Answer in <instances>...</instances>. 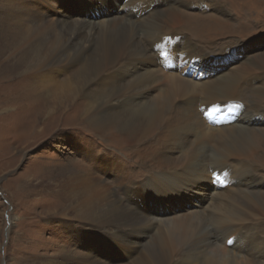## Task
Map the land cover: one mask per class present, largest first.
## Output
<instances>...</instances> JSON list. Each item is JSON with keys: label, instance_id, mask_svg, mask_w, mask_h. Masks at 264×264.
Wrapping results in <instances>:
<instances>
[{"label": "bare ground", "instance_id": "6f19581e", "mask_svg": "<svg viewBox=\"0 0 264 264\" xmlns=\"http://www.w3.org/2000/svg\"><path fill=\"white\" fill-rule=\"evenodd\" d=\"M6 1L0 6V25L12 21L22 27L20 48L26 46L30 55L23 56L24 73L34 84L56 82L73 99L69 111L80 115L77 120L94 136L118 137L136 162L148 161L142 163L148 171L145 181H133L125 169L119 170L121 161L114 154H99L76 141L79 154L92 160L83 167L90 175L68 184L90 202L63 208L56 224L85 252L45 256L43 263L123 264L119 254L125 262L138 253L130 264H224L222 250L241 241L235 238L233 243L229 236L224 249L206 253L215 240L207 231L206 215L211 212H203L201 221L196 214L169 221L175 210L169 217H153L152 210L133 203L135 196L142 199L145 188L169 202H177L187 189L196 202L212 198L215 215L222 219L216 222L233 227L247 223L254 228L248 234L257 236L252 248L245 246L248 258L241 256L234 264H264V188L255 187L264 185V125L252 123L254 114L259 115L257 123L264 119V52L246 54L253 45L264 44V36L244 47L226 40L224 54L207 53L213 36L230 31L231 13L223 0H126L123 6L117 0ZM67 7L74 9L70 22L65 20ZM184 8H211L220 15L187 13ZM238 10L243 17L245 11ZM230 54L240 58L231 63ZM10 55L13 58L14 52ZM198 105L205 111L199 112ZM241 106L247 111V125L229 123L225 112ZM34 113L43 111L37 107ZM207 150L214 153L211 169ZM105 172L112 181L100 179ZM234 174L246 175L254 188L217 185ZM168 221L170 228L156 238L162 251L141 253L146 238Z\"/></svg>", "mask_w": 264, "mask_h": 264}, {"label": "rangeland", "instance_id": "374dc122", "mask_svg": "<svg viewBox=\"0 0 264 264\" xmlns=\"http://www.w3.org/2000/svg\"><path fill=\"white\" fill-rule=\"evenodd\" d=\"M223 1L226 2L224 8L230 10L231 13L228 21L230 31L213 36L212 42L205 47L207 53L213 51L224 54L226 40H237L244 47L243 43L247 44L264 36V0L261 3L251 0H236L238 3H233L235 0ZM6 2V0H1L0 6ZM114 2L111 4L113 5ZM117 2L123 6L126 0H117ZM190 2L198 4L196 0H190ZM239 2L243 5H240ZM114 6L115 10H119L118 5ZM238 9L245 11L243 17L239 14ZM73 10V8H66V21L70 22L68 15L72 14ZM184 11L187 13L202 12L187 8H184ZM203 13L220 15L211 8L204 10ZM28 26L30 27V24ZM21 28V26L15 27L12 21L0 25V264H44L42 258L45 256L52 257L65 251H78L75 252L77 254L81 253L80 251L85 252L83 248L78 247L77 240L71 237L68 231L56 224L58 212H61L63 208L69 209L90 202L89 197L73 190L72 186L68 184L70 179L78 180L80 177L90 175L83 167L90 165L92 160L79 154L75 145L76 141L89 144L95 152L101 154L103 152L106 155L107 153L114 154L121 161L117 164L119 170L124 171L125 169L133 181H145L148 171L145 170L146 167L142 163L146 165L148 161L136 162L133 155L129 153L130 151L119 144L118 137L113 136L112 139L103 136L98 139L94 136L85 123L77 120L80 115L77 117L69 111L70 106L74 103L73 99L67 96L56 82L41 83L38 80L34 84L32 76H28V72L24 73L25 60L23 56L29 57L30 55L27 54L26 46L20 48L24 42V38L19 34ZM189 33L191 34V32ZM258 50L264 52V44L253 45L250 53L246 54L247 56L254 55ZM12 51L14 52L13 58L10 55ZM25 51L26 54H24ZM228 58L232 63L240 56L239 54H235V56L230 54ZM37 107L38 110L41 108L43 111L39 116L34 113ZM197 109L199 112L205 111L200 109V105ZM245 112L247 113L242 106L232 108V111L225 112V117L231 124L237 123L246 126ZM249 114H254V112L251 110ZM258 116V114H254L253 117L258 118ZM255 118L252 119V123L257 126L264 125L263 117H260L259 123ZM261 129L264 131V128ZM246 133L248 132H244V135ZM213 154L212 150L206 152L207 164H210V161L213 162L210 160V157L214 159ZM214 165L216 164L213 162V168ZM210 166L211 164L209 165L211 169ZM100 174V179L103 182L113 180L109 172ZM227 174L228 172L224 174V177ZM234 175L229 176L227 182L221 176L220 178L223 180L221 184L217 183V185L221 186L225 183V185H231V188H236L240 184L241 187L254 188V184H250L246 175ZM244 180L248 182H244ZM255 187L264 188V185ZM115 188L116 192L121 195L122 190L118 187ZM143 191L148 193L145 188ZM179 192L181 191L179 190ZM146 194L143 193L141 200L135 196L133 203L139 207L144 205V210H152L150 213L153 217H169L175 210L169 221H175L181 217L191 219L194 214L201 221L203 220L202 213L209 210L210 215H206L209 224L207 231L212 232L215 240L212 239L213 241L209 242L206 253L215 254L221 251L231 242L227 239L232 236L233 243L236 241L235 238H241L237 244H229L240 249V253L228 245L226 251L222 250L224 264H234V260L243 259L241 256L248 258L246 254L248 249H245V246L250 248L251 244L257 240V236L249 235L248 230H251L252 233L254 228L244 222L234 227L216 222L222 219L215 215L213 207L216 208V205L213 203L212 206V198L206 202H196L189 189L185 191L184 195L182 194L183 196H179L180 199L177 202L167 201L165 195L163 196L159 192L158 194L148 193L150 194H147L148 196ZM146 198H150V200L147 201ZM256 198L259 197L256 196ZM214 199L217 201L218 198ZM224 199L226 198L223 197ZM149 201H151V206H148ZM71 215L74 214L71 213ZM169 221L163 224L159 232L152 233L146 238L141 247V253L147 255L162 251L156 238L157 236L161 237L165 230L170 228ZM176 232L179 233V230ZM119 255L121 263L130 264L141 254L136 253L130 256V258L133 257L132 259L128 258L125 262L122 260L123 256Z\"/></svg>", "mask_w": 264, "mask_h": 264}]
</instances>
